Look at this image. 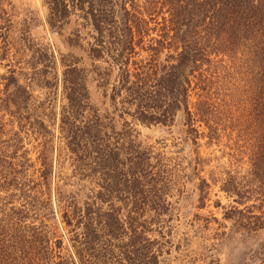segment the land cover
<instances>
[{
	"label": "trees",
	"instance_id": "trees-1",
	"mask_svg": "<svg viewBox=\"0 0 264 264\" xmlns=\"http://www.w3.org/2000/svg\"><path fill=\"white\" fill-rule=\"evenodd\" d=\"M43 4L50 29L73 24L75 38L86 30L122 124L92 108L76 57L36 41L12 1L0 0V264H172L168 193L175 180L198 179L203 204L200 141L224 133L246 170L227 173L221 190L264 208V0ZM179 114L185 162L166 143L144 144L135 128H169ZM66 167L75 181L61 184ZM242 218L246 235L264 228L262 214ZM250 252V264H264V245Z\"/></svg>",
	"mask_w": 264,
	"mask_h": 264
},
{
	"label": "rangeland",
	"instance_id": "rangeland-1",
	"mask_svg": "<svg viewBox=\"0 0 264 264\" xmlns=\"http://www.w3.org/2000/svg\"><path fill=\"white\" fill-rule=\"evenodd\" d=\"M16 6L17 18L26 19L29 27V34L39 43L47 44L54 52L62 54H71L76 57L79 67L84 69L86 74V87L89 94V100L92 108L97 111L100 117L113 119L115 128L118 130L121 119L118 113L109 107L108 94L109 87L103 83L101 74L108 65L101 61L93 60L89 55V42L86 36V30H80L78 38L73 36L74 25L64 27L61 32L50 29L46 24L47 9L43 0H11ZM18 26V25H17ZM70 39V40H69ZM5 62H0V76L6 72ZM19 75L20 83H28L24 80L25 69H15ZM232 73V71H228ZM61 70L58 69V75ZM222 75V73H221ZM112 81L110 80L109 83ZM33 96L38 100L43 98V92L34 89ZM195 100V99H194ZM122 119L129 120L128 117ZM183 116L179 114L174 125L169 128L161 126H142L135 125L139 133V139L146 145L158 147L161 143H166V153L173 157H181L183 162L190 157V147L183 146L178 149L176 143H179L182 137ZM207 132V130H205ZM24 148L29 151V157L34 160L35 154L34 142L30 138H24ZM170 152V153H169ZM202 163L199 167V175L206 179L208 187L205 186L203 204H201V195L194 183L185 181V179L175 180L172 189L168 193V201L171 203L172 211L170 215L164 217L166 225L169 226L168 232L172 239L171 259L177 260L172 264H191V258L195 259L192 263H210L214 264H250L252 257L251 250H256L259 245H264V228L256 234L246 235L244 224L246 220L242 218L244 214L264 216L262 210L258 208L259 202L253 199L244 201V204H238L234 201V196L229 197L221 190L223 180L227 178V173H239V176L245 174V164L237 163L234 159L237 154V145L233 136L222 134L218 139L208 140L204 138L200 141L198 148ZM64 169L61 175V184H70L75 179L70 177L68 167ZM4 195L5 193H0ZM3 197V196H2ZM20 206L19 200L15 203ZM233 210V211H232ZM236 211V212H234ZM237 211H242L240 214ZM174 247L179 249L174 252ZM179 247V248H177ZM186 254V255H185ZM248 259V260H247Z\"/></svg>",
	"mask_w": 264,
	"mask_h": 264
}]
</instances>
